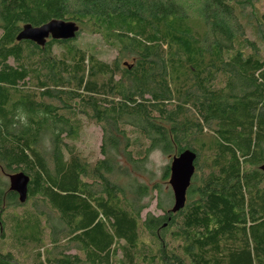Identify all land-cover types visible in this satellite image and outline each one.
Here are the masks:
<instances>
[{"label":"trees","instance_id":"16d2710c","mask_svg":"<svg viewBox=\"0 0 264 264\" xmlns=\"http://www.w3.org/2000/svg\"><path fill=\"white\" fill-rule=\"evenodd\" d=\"M258 2L0 0V264H264ZM53 20L77 37L17 40ZM85 33L117 55H89ZM85 121L102 132L92 163L75 144ZM187 150L195 173L173 212V190L136 174L156 151L172 163ZM154 198L163 214L144 216Z\"/></svg>","mask_w":264,"mask_h":264},{"label":"rangeland","instance_id":"374dc122","mask_svg":"<svg viewBox=\"0 0 264 264\" xmlns=\"http://www.w3.org/2000/svg\"><path fill=\"white\" fill-rule=\"evenodd\" d=\"M234 1V0H233ZM257 13L264 17V0H259L256 4ZM197 16H199L196 13ZM200 17V16H199ZM197 18L194 22L195 25H201V19ZM194 25V26H195ZM195 29H199L195 26ZM202 32V30H201ZM247 36L251 40H255L258 38L252 32V29L249 28L247 31ZM77 46L85 50L89 55H94L96 58L109 62L112 60L117 52L113 51L99 36H93L89 34H82L77 41ZM262 52L264 53V44H261ZM57 55H62L61 50L56 49ZM77 150L81 153L84 158H87L91 163L95 162L97 159H102L100 154V147L102 145V132L101 129L92 124L84 122L82 133L79 136V139L75 142ZM171 164V158L162 154L161 152H154L147 164V168L149 169L148 173H138L136 174L137 179L146 180L151 186L159 185L164 193H169L171 189L169 182L164 181L163 174L164 168ZM5 180H8L6 176H4ZM157 194H155L156 197ZM149 201V199H148ZM151 212L155 216H160L163 212L157 208V200L152 201L149 209L144 212V216ZM49 241H47L48 245ZM40 247V245L38 246Z\"/></svg>","mask_w":264,"mask_h":264},{"label":"water","instance_id":"95a60500","mask_svg":"<svg viewBox=\"0 0 264 264\" xmlns=\"http://www.w3.org/2000/svg\"><path fill=\"white\" fill-rule=\"evenodd\" d=\"M79 26L74 22L53 20L41 27L26 25L17 37L18 41H31L38 46L45 47L49 39L69 41L74 40L79 33ZM197 156L187 150L180 156L175 157L171 163V176L169 184L174 193L175 204L173 212H178L186 204L187 191L195 173V161ZM264 170V166L262 167ZM29 177L24 173L10 176L11 190L19 194L24 203L28 196Z\"/></svg>","mask_w":264,"mask_h":264}]
</instances>
